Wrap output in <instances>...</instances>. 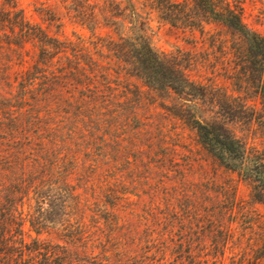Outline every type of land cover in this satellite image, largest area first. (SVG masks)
I'll return each instance as SVG.
<instances>
[{
  "label": "trees",
  "instance_id": "1",
  "mask_svg": "<svg viewBox=\"0 0 264 264\" xmlns=\"http://www.w3.org/2000/svg\"><path fill=\"white\" fill-rule=\"evenodd\" d=\"M61 3L33 22L0 0V264H264V154L234 128L264 138L244 0ZM149 13L193 50H154ZM215 44L222 82L197 69Z\"/></svg>",
  "mask_w": 264,
  "mask_h": 264
},
{
  "label": "rangeland",
  "instance_id": "2",
  "mask_svg": "<svg viewBox=\"0 0 264 264\" xmlns=\"http://www.w3.org/2000/svg\"><path fill=\"white\" fill-rule=\"evenodd\" d=\"M40 5L49 6L56 10L58 13L62 12L61 0H19L20 8L24 11L26 17L33 22H41L36 13V9L40 7ZM244 21L253 30L264 35V0H244ZM62 24L63 27L60 35L62 37H69L71 35V30H73L72 27L69 26V23L66 19H63ZM54 32V29H52L51 33ZM147 34L150 38L152 47L157 52L169 54L176 52V50H193L191 45L192 40L187 34L159 20L154 13H149ZM199 48L201 52L200 57L205 58V56L203 55L204 48L198 47V52ZM219 51V46L215 44L214 49L211 53L212 55L209 57V67L213 66L214 68L197 69H200L201 72L207 74V76L215 78V80H217L218 82H222V80L225 78V72L230 70V68H222V55L221 53H219ZM133 81L136 82V80ZM156 112L162 111L160 109H156ZM234 128L237 130V134L239 136H243L248 144L255 145L257 149L264 154V138H261L260 135L255 132V128L243 124L238 125ZM182 136V146L196 153L198 149L193 141V133L187 129H184L182 131ZM199 157L200 156H198V158ZM213 165L214 164L209 161L208 169L212 171ZM217 175V179L220 182L233 180V182L236 184V197L239 201L248 200V188L242 182L238 181L235 175H228L224 172H221L220 170H218ZM257 209L261 214H264V211L261 207L257 206ZM44 237L45 236H43V238ZM50 238L56 241L55 236H50Z\"/></svg>",
  "mask_w": 264,
  "mask_h": 264
}]
</instances>
